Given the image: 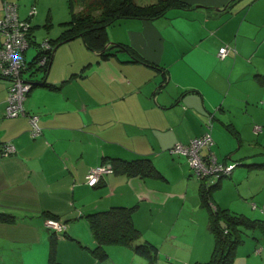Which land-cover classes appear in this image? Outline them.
I'll use <instances>...</instances> for the list:
<instances>
[{"label": "crops", "instance_id": "obj_1", "mask_svg": "<svg viewBox=\"0 0 264 264\" xmlns=\"http://www.w3.org/2000/svg\"><path fill=\"white\" fill-rule=\"evenodd\" d=\"M10 1L38 34L35 29L43 22L37 12L30 18L32 0ZM188 1L189 7L170 9L158 18L123 19L108 27L109 43L130 45L141 62L118 49L103 57L82 38L59 45L47 81L60 88H35L24 101L26 112L39 116L42 133L36 137L30 134L27 115L5 114L12 82L0 76V211L18 217L14 224L0 222V252L10 247L7 243L24 244L15 246L20 254L9 248L7 264H27L29 251L30 264H48L47 213L71 219L67 236L58 242L61 263L101 264L90 251L95 240L87 218L73 217L127 206L136 209L137 227L141 215L156 214L164 222L165 209L160 208L169 207V198L185 195L179 202L184 208L189 197L200 196L188 159L171 153L173 145L213 130L210 148L224 161L230 155L228 132L242 142L243 131H261L256 112L261 109L264 115V85L255 75L264 74V0ZM48 15L51 28L56 18ZM51 33L44 41L57 37ZM2 40L0 33V45ZM225 45L230 50L220 57ZM7 142L16 147L10 155L3 154ZM105 157H148L164 177L107 173L88 185L87 174L105 164Z\"/></svg>", "mask_w": 264, "mask_h": 264}, {"label": "trees", "instance_id": "obj_2", "mask_svg": "<svg viewBox=\"0 0 264 264\" xmlns=\"http://www.w3.org/2000/svg\"><path fill=\"white\" fill-rule=\"evenodd\" d=\"M189 5L190 3L188 0H148L144 3L138 2L137 0H68L70 18L61 23L64 28L56 38H49L43 42H39L36 39V35L33 33L34 26L31 25L30 21L28 19H21L30 24L27 33L29 41L28 49L31 46H34L35 48V53L30 59H26L25 55L28 49L23 52L25 65L21 67L19 75L31 84L30 89L26 93V97L38 87H47L54 90L60 88V85L47 81L51 61L54 57L55 50L59 45L75 40L76 38H82L89 50L97 51L101 53L103 57L107 58L114 55V50L118 49L127 51L131 56L136 57L138 62H141V59L130 45L122 42L109 43L108 27L123 19L158 18L165 15L170 9L187 8ZM46 19L47 20L43 26L50 28L51 22L49 15ZM0 76L12 82V76L10 74H4L2 70L0 71ZM255 76L258 82L264 85V74L258 73ZM25 115H27L30 120V117L36 114H29L26 112ZM36 116L38 117L40 133H42V127L39 124V116ZM226 127L230 130L232 129L231 131L234 132L231 124H228ZM32 132L33 125L31 124L30 133L32 134ZM40 133L36 136L40 135ZM5 144L6 143L2 146ZM174 148L175 145H173L169 151L173 154L184 155L188 159L187 155L175 152ZM204 148H209V152H203ZM204 148H202L201 154L203 155V158L210 160V155L213 152L211 149L212 147L205 146ZM213 153L216 157L217 163L224 166L231 165L232 169L225 174L220 173L217 175L206 176L197 175L194 170L192 171V173L199 178V195L202 205L208 207L209 229L214 234L215 238V246L210 260L206 262H195L194 264H233L237 250L244 242V229L249 227L260 228L264 234V220L252 219L243 213L233 212L228 208L219 206L214 201V190L221 186L223 177L230 176L233 173L234 169L238 166L239 161H236V164L228 162L227 159L232 157L231 154L228 155L224 161H219L215 152ZM3 154H5L4 151ZM104 163L105 164H102L101 166L110 165L112 167L113 171L111 173L143 178L164 177L163 173L155 166L152 159L148 157H139L131 160L117 157H105ZM248 166L251 169L264 168V158L263 162H261L260 159L254 160ZM135 210L134 207L113 206L108 209L88 213L87 215H79L73 217V219L81 217L87 218L89 228L95 240V246L90 248V251L98 258V260H107L109 256L107 250L108 246L117 245L131 247L136 254L146 257L150 264H156L159 255V248L154 243L141 239L142 232L136 226L134 221ZM47 217L44 226L51 232L49 238L48 264H63L57 259L58 242L60 237L67 236V223L71 219L62 220L49 213H47ZM51 218L62 223L64 229L62 231H57L54 228L48 227L46 222ZM17 221L18 217L16 215L0 211L1 223L14 224Z\"/></svg>", "mask_w": 264, "mask_h": 264}, {"label": "rangeland", "instance_id": "obj_3", "mask_svg": "<svg viewBox=\"0 0 264 264\" xmlns=\"http://www.w3.org/2000/svg\"><path fill=\"white\" fill-rule=\"evenodd\" d=\"M137 1L140 2V0ZM30 4H35L36 8L33 6L28 14L31 15V12L36 14L37 12L35 17L40 16L39 18L43 22L40 23V27L35 29V34L38 32L36 34L37 40L39 42L44 41L51 32V35L54 34V37L58 36L64 28L60 24V21L70 18L68 0H32ZM63 12L66 16L63 15ZM48 13L54 14L56 18V22L51 28L42 26L46 22ZM34 53L35 48L32 46L27 50V58H32ZM256 116H258V124L262 127L261 131L255 132L253 128L243 131L241 138L244 140L242 142H238L236 136L234 137L228 132L227 128L221 126L231 137L226 143L227 151L232 155L231 158H228V162L236 164V161H239V163L234 170V176L228 175L223 177L221 186L214 190L213 196L223 208L243 213L252 219L264 220V168L251 169L248 166L254 161L250 157L256 160L260 159L261 162H263L264 158V123L258 121L264 119L261 109H257ZM210 134H214V137L216 135L213 130H210ZM218 135L220 136L221 133H218ZM214 137L212 135L213 140ZM239 145H242V147H239ZM212 146H215V144ZM215 148L217 149V146ZM212 151L215 152L213 148ZM204 152H209V148H204ZM225 154L221 156V159H223ZM173 175L174 172H172ZM192 178L197 181L199 180L194 174ZM183 196L182 199L184 200L185 195ZM177 199L173 197L169 198L167 200V202H170L169 207L167 208L168 205H163L160 208L165 209L166 216H163L164 222H161L156 214L141 215L137 218L140 225L138 228L142 232L141 239L148 240L158 246L159 255L156 264H194L195 262H206L212 257L215 246L214 234L209 229L208 207L202 205L200 196L189 197L184 208L179 204V202H183L180 194H177ZM151 220H157L153 227L149 225ZM85 221L88 224V221ZM243 237L244 242L239 246L233 264H264V234L262 230L252 227L245 228ZM6 245L10 247H6L0 252L3 256L0 261L3 260L5 264H7V259L12 254L9 248L20 254L17 252L18 249L15 246L24 247L23 243L12 244L13 247L10 243ZM36 249L34 252H36ZM109 249L108 259L101 261V264H150L146 257L136 254L131 247L111 245L107 248V250ZM29 253L30 251L27 252V256L24 259V262L27 264H30L32 261V254ZM16 264H21V262Z\"/></svg>", "mask_w": 264, "mask_h": 264}, {"label": "built area", "instance_id": "obj_4", "mask_svg": "<svg viewBox=\"0 0 264 264\" xmlns=\"http://www.w3.org/2000/svg\"><path fill=\"white\" fill-rule=\"evenodd\" d=\"M4 16L0 19V33L3 37L0 46V68L4 74L12 76V85L9 89L7 98L6 114L9 117H18L25 115L24 101L26 93L31 87V84L20 77V69L25 65V58L23 52L29 47L27 38L29 23L21 20L18 16V4L10 0H4L3 3ZM230 50L229 45H225L219 51L220 57H225ZM30 122L33 125V136L40 133L38 125V117L32 115ZM213 143L210 131L206 132L201 137L191 139L187 144L177 143L174 151L188 156L191 167L197 175H217L225 174L231 171L232 166H224L216 162V157L212 152L210 160L203 158L201 154L202 148L211 146ZM3 151L6 155L12 154L16 151L13 143L7 142L3 146ZM113 171L110 165L98 166L87 174V182L93 186L97 184L104 174ZM46 225L54 228L57 231H62L64 225L55 219H48Z\"/></svg>", "mask_w": 264, "mask_h": 264}]
</instances>
